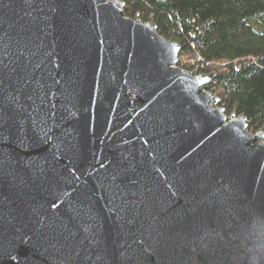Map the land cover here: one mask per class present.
<instances>
[{"label":"water","instance_id":"water-1","mask_svg":"<svg viewBox=\"0 0 264 264\" xmlns=\"http://www.w3.org/2000/svg\"><path fill=\"white\" fill-rule=\"evenodd\" d=\"M122 0H0V264H264V130Z\"/></svg>","mask_w":264,"mask_h":264},{"label":"trees","instance_id":"trees-1","mask_svg":"<svg viewBox=\"0 0 264 264\" xmlns=\"http://www.w3.org/2000/svg\"><path fill=\"white\" fill-rule=\"evenodd\" d=\"M122 1L127 16L154 22L181 45V67L214 74L205 88L227 114L243 113L249 130H264V0Z\"/></svg>","mask_w":264,"mask_h":264},{"label":"rangeland","instance_id":"rangeland-1","mask_svg":"<svg viewBox=\"0 0 264 264\" xmlns=\"http://www.w3.org/2000/svg\"><path fill=\"white\" fill-rule=\"evenodd\" d=\"M179 60H180V62H179V66H180V63H181V61L183 62V61H186V58L183 56V53H182V51H181V53H180V56H179ZM181 67V66H180ZM182 68V67H181Z\"/></svg>","mask_w":264,"mask_h":264},{"label":"built area","instance_id":"built-area-1","mask_svg":"<svg viewBox=\"0 0 264 264\" xmlns=\"http://www.w3.org/2000/svg\"><path fill=\"white\" fill-rule=\"evenodd\" d=\"M137 16H139V14H137Z\"/></svg>","mask_w":264,"mask_h":264}]
</instances>
